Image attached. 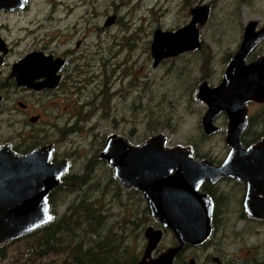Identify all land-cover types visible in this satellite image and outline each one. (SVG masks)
<instances>
[{
  "label": "rangeland",
  "instance_id": "374dc122",
  "mask_svg": "<svg viewBox=\"0 0 264 264\" xmlns=\"http://www.w3.org/2000/svg\"><path fill=\"white\" fill-rule=\"evenodd\" d=\"M77 1L81 2L80 7L84 5L81 13L76 6ZM201 2L211 6L209 20L200 25V39L208 44L212 54L207 72L204 73L200 68V48L164 57L153 65L150 49L153 30L158 26L175 29L185 24L191 17V7ZM53 4L54 0H31L26 10L2 18L12 27H22L23 21L28 19L26 26L29 24L34 31L38 27L31 26L39 19L42 21L39 26L42 32L44 26H48V10L53 9ZM57 6L70 9L67 14L61 13L64 11L60 9L56 11L63 18L59 24L72 30L66 33V41H61L64 33L60 34L57 48L70 46L72 49H88L93 55L103 56V65L108 69V75L104 77H108L109 84L105 88L101 83L103 76L91 80L89 85L68 95L67 108L60 105L57 109H49L61 113L63 118L69 117L67 125L64 119L60 126L49 128L45 133L56 144L57 155L67 157L70 161L67 181L63 183L68 193L63 201L56 203V217L71 205L78 204L74 203L79 196L77 190L86 183L99 185L97 203L101 212L109 213L119 208L117 197L113 198L111 191L117 186L115 182H109L111 175L115 177L112 166L99 156L110 133L126 136L134 144L160 131L165 134V145H189L192 151L206 153L214 159L229 150L225 142V111L213 118L219 128L207 134L201 124L207 104L197 98L196 87L203 80L210 86L219 83L228 60L240 43L247 20L258 18L260 24L264 23V0H63ZM110 15L111 22L105 23ZM70 23L72 26H69ZM29 37L27 40H30ZM48 38V34L43 36V39ZM77 40L80 42L79 47L75 45ZM97 47L99 52H96ZM255 52H264V38L256 45ZM100 64L101 61L96 59L90 65L92 70H96ZM102 89L105 90L103 94ZM263 107L264 104L257 102L248 104L250 114L259 112ZM42 114L47 116L48 111ZM148 122L160 125L159 130L151 132L147 127ZM70 126L77 127L61 136L60 132ZM0 129L4 134L11 132L7 127ZM97 132L99 135L96 136ZM123 186L121 184L120 194L123 195L120 200L125 196L136 200L140 198L134 188L128 191V187ZM85 188L91 189L89 185ZM58 197L59 194H56ZM146 224L138 230L137 245L143 241ZM255 228V224L247 223L245 229L235 238L230 237L227 243L232 240L242 245L240 254L247 256V249L255 250L256 244L264 246V225H260L256 232ZM38 235L34 233L0 242V264H56L60 255L54 252L41 253L34 243ZM166 235L159 249L172 237L169 232ZM101 237H105V234ZM240 237H244V240L241 241ZM35 250L40 254L33 257Z\"/></svg>",
  "mask_w": 264,
  "mask_h": 264
},
{
  "label": "water",
  "instance_id": "95a60500",
  "mask_svg": "<svg viewBox=\"0 0 264 264\" xmlns=\"http://www.w3.org/2000/svg\"><path fill=\"white\" fill-rule=\"evenodd\" d=\"M25 1L0 0V8H19ZM190 10L191 17L185 24L175 29L158 26L153 30L150 44L153 65L164 57L201 45L200 25L208 19L210 6L201 2ZM111 20L108 16L105 22ZM258 23V18L245 23L240 43L219 83L210 86L203 80L196 87L197 98L207 104L201 117L206 133L218 129L213 118L219 112L225 111L228 118L225 142L229 150L220 164L205 156L194 157L188 145H165L163 132L138 144L131 143L126 136L110 133L99 152L113 166L114 175L125 187H136L142 192L151 214L170 228L178 241L146 264H172L174 254L183 244H196L208 237L211 199L199 190L205 178L215 180L221 174H229L247 179L245 208L250 214L264 216V196H258L264 192L261 183L264 136L247 146L241 141L246 102L264 100V54L247 60L264 37V23L256 27ZM35 53L29 55L32 57ZM50 152L49 144L22 155L0 148V242L24 235L51 220L47 194L59 184L68 169V161L61 159L52 163ZM145 235L147 254L161 238V230L148 226Z\"/></svg>",
  "mask_w": 264,
  "mask_h": 264
},
{
  "label": "flooded vegetation",
  "instance_id": "af4514ba",
  "mask_svg": "<svg viewBox=\"0 0 264 264\" xmlns=\"http://www.w3.org/2000/svg\"><path fill=\"white\" fill-rule=\"evenodd\" d=\"M30 1L26 0L22 7L15 9L0 8V127H7L11 131L4 134L0 129V148L3 147L15 154L22 155L37 147L51 145L50 162H57L61 159H67L68 161V169L59 182L63 184L68 176L70 161L67 157L57 155L56 144L53 140H49L47 138L48 134L45 133L49 128L60 126L59 124L64 119L67 121L69 117L63 118L61 113L51 112L49 109L54 107L57 109V106L60 105L67 108L68 95L71 92L81 90L88 83L90 84L91 80L107 76L108 69L106 65H103V56L93 55L88 49H72L70 46L57 48L60 34L64 33L61 41H66L68 39L66 33L72 31L70 28L68 30L66 25L61 26L59 24L63 18L58 16L56 10H63L65 12H61L63 14H67L70 10L68 7L59 8L57 6L63 0H54L53 9L49 8L48 10V26H44L42 32L39 30V26L42 25V21L39 19L34 26H31L32 28L38 27L35 31L29 27V24L26 26L29 22L28 19L23 21L22 27H12L3 20L2 16L7 14L17 15L19 12L26 10ZM79 4L80 1H77L76 6L79 7V13H81L84 5L82 4L83 7H80ZM111 17L112 15H110ZM260 25L262 24L259 21L256 27ZM69 26H72V23ZM18 31L20 32L17 33ZM47 34L49 38L43 39V36ZM28 37L30 40H27ZM79 44L80 42L77 40L76 47H79ZM255 49L256 46L248 55V61L264 54V52L261 54L256 53ZM96 50V52H99V47ZM32 52L36 53L31 57L29 54ZM96 59H99L101 64L98 65L96 70H92L91 61ZM101 83L107 88V84H109L108 77L102 78ZM103 91L101 94L105 93V90ZM253 102L264 104V100L249 99L246 102L244 114L246 124L241 134L245 137L243 141L241 140L244 146L255 144L264 136V107L259 112L250 114L248 104ZM45 111H48L47 116L42 114ZM252 116H255V118ZM59 120L60 122L57 124ZM67 123L68 121L64 124L67 125ZM38 128H40L39 131H37ZM248 133L250 134L248 135ZM227 154L228 151L218 159H214L206 153L192 155L196 158L205 156L211 159L213 163L220 164ZM117 180L118 185L121 187V181L118 178ZM261 183L264 185V177L261 178ZM247 184V179L229 174H221L215 180L205 178L201 181L199 190L206 193L211 199L210 233L202 242L183 244L174 254L172 264H264V246L256 244L254 246L256 251L247 249L246 251L249 253L245 256L240 254L242 245H238L232 240L227 243L230 237L235 238L243 231L247 223L256 225L255 232L260 225H264V216L250 214L245 208L244 200ZM56 186L51 188L47 194L52 221L57 216L55 206L58 198H56V191H53ZM130 188L132 187H128L127 190ZM142 196L143 199L138 198V200L133 197H126L118 203L119 208L117 211H121L124 218L130 216L128 221L131 223L126 236L129 241H125L123 247L125 256L123 259L120 258L116 264H146L168 247L178 243L173 231L151 214L147 200L143 194ZM258 196L263 197L264 192L258 193ZM138 206L146 207L147 214ZM142 212L146 215L145 219H142ZM137 222L140 224L137 225ZM145 224V229L150 226L153 229L161 230V238L147 254H145V248L148 240L145 229H143V247H137L136 241H130L133 234H138L137 230ZM251 231L254 232V229H251ZM168 232L172 236L171 239L165 243L166 245L162 249H159V244L165 240ZM20 237L22 235L18 238ZM239 239L243 241L244 237ZM257 250H261V252ZM136 252L139 253L136 255Z\"/></svg>",
  "mask_w": 264,
  "mask_h": 264
},
{
  "label": "trees",
  "instance_id": "16d2710c",
  "mask_svg": "<svg viewBox=\"0 0 264 264\" xmlns=\"http://www.w3.org/2000/svg\"><path fill=\"white\" fill-rule=\"evenodd\" d=\"M210 16L211 6L210 15L206 22L209 20ZM197 48H200L198 50L201 53L202 59L200 68L206 73L212 58L211 51L208 44L204 43L202 40L201 45ZM159 126L160 125L156 124L152 125L149 122L147 124L151 132L159 130ZM75 127L77 126H70L65 130L63 129L60 135L64 136L68 134V132ZM158 132L160 131L155 133ZM155 133H152V135ZM97 135H99L98 132L96 133V136ZM244 138L245 137L241 136L242 141ZM192 154L197 153L192 151ZM109 179L110 184H112L113 181L115 182V186H117L114 187V189L111 188V191L113 198L117 197L116 202L118 204L123 195V193L120 194L122 187L118 185L119 182L113 175H111ZM96 184L97 183H86L85 185L79 186L77 190V194L79 195L78 200L74 202L78 204L71 205L72 208L69 207L67 211H64L59 217L54 218L53 221L51 220L42 224L40 227L22 235V237L39 233L40 235L34 239V243L37 244V248H40L41 253L54 252L60 255L56 264H116L119 262L120 258L123 259L125 256L123 254L125 241H129L126 236L131 223L128 221L130 216L124 218L123 213L117 210L109 213L101 212L99 204L97 203L99 199L97 193L100 188L99 185ZM86 185H89L91 189L88 190L85 188ZM134 189L139 194V197L143 199L140 190ZM53 191H56V194H59V197L62 198L59 199L58 197L57 203L63 201L66 195V188L63 184L59 183ZM126 197L128 196H125V198ZM138 207L147 214L146 207ZM143 212L141 216L142 219H145L146 215H144ZM139 224L140 223L137 222V225ZM101 230L102 232L100 234ZM102 234H105V237L102 238ZM136 235L137 234L134 233L130 241H136V246L141 247L143 242L141 241L139 242L140 245H137ZM138 253L139 252H136V255ZM38 254L40 253L35 250L33 257Z\"/></svg>",
  "mask_w": 264,
  "mask_h": 264
},
{
  "label": "bare ground",
  "instance_id": "6f19581e",
  "mask_svg": "<svg viewBox=\"0 0 264 264\" xmlns=\"http://www.w3.org/2000/svg\"><path fill=\"white\" fill-rule=\"evenodd\" d=\"M82 1V0H81ZM81 3V2H80Z\"/></svg>",
  "mask_w": 264,
  "mask_h": 264
}]
</instances>
